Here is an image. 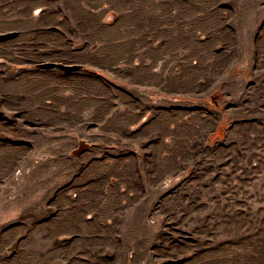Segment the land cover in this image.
<instances>
[{
    "label": "rangeland",
    "instance_id": "obj_1",
    "mask_svg": "<svg viewBox=\"0 0 264 264\" xmlns=\"http://www.w3.org/2000/svg\"><path fill=\"white\" fill-rule=\"evenodd\" d=\"M11 31L0 264H264V0H0Z\"/></svg>",
    "mask_w": 264,
    "mask_h": 264
},
{
    "label": "water",
    "instance_id": "obj_2",
    "mask_svg": "<svg viewBox=\"0 0 264 264\" xmlns=\"http://www.w3.org/2000/svg\"><path fill=\"white\" fill-rule=\"evenodd\" d=\"M19 35L17 31H11L7 33L0 34V42H5L11 39L16 38ZM37 67L40 68H45V69H54L58 68L63 70L65 73H71L74 71H78L82 68L81 65H66L63 63H57V62H46V63H41L37 65ZM88 150V144L84 141H80L79 143V148H77L74 151V154H82Z\"/></svg>",
    "mask_w": 264,
    "mask_h": 264
}]
</instances>
